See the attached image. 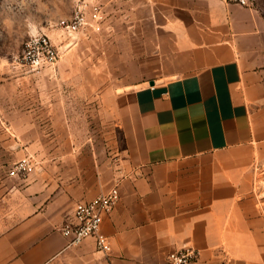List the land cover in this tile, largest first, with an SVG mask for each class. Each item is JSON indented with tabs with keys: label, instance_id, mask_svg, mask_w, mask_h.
I'll list each match as a JSON object with an SVG mask.
<instances>
[{
	"label": "crops",
	"instance_id": "crops-1",
	"mask_svg": "<svg viewBox=\"0 0 264 264\" xmlns=\"http://www.w3.org/2000/svg\"><path fill=\"white\" fill-rule=\"evenodd\" d=\"M87 1L126 8L143 45L135 65L147 78L114 98L125 168L54 131L49 70L0 72V264L75 250L61 227L117 181L102 225L109 264H167L184 247L200 252L191 264H264L263 16L234 0ZM27 154L36 173L10 177Z\"/></svg>",
	"mask_w": 264,
	"mask_h": 264
},
{
	"label": "rangeland",
	"instance_id": "rangeland-1",
	"mask_svg": "<svg viewBox=\"0 0 264 264\" xmlns=\"http://www.w3.org/2000/svg\"><path fill=\"white\" fill-rule=\"evenodd\" d=\"M78 2L0 0V72L13 73L9 70L14 68V59L22 54L30 36L49 35L61 50L57 71L50 73L53 82H42L49 86L44 93L60 114L54 131L68 136L74 148L91 149L105 161L111 160L122 172L126 156L114 98L118 91L147 78L137 74L135 65L138 48L143 45L133 33L136 29L129 27L127 9H112L111 4L103 6L100 32L85 28L64 34L58 23L72 15ZM254 8L264 18V0H256ZM7 126L0 122V130L9 133ZM81 245L51 264H109L106 255Z\"/></svg>",
	"mask_w": 264,
	"mask_h": 264
},
{
	"label": "built area",
	"instance_id": "built-area-1",
	"mask_svg": "<svg viewBox=\"0 0 264 264\" xmlns=\"http://www.w3.org/2000/svg\"><path fill=\"white\" fill-rule=\"evenodd\" d=\"M247 8H254L256 0H234ZM104 9L100 3L79 0L74 12L68 18L62 19L58 25L64 34L73 35L81 29L91 28L100 32L104 23ZM61 50L53 39L46 33H38L28 38L21 55L14 62L17 66L29 69L35 73L49 70L55 74ZM40 161L33 155L27 154L13 163L9 176L28 179L36 173ZM121 199L120 183L117 181L110 190L88 202L76 205L72 216L61 227L62 235L67 239V248L81 245L88 239H94L96 251L108 255L112 246L109 237L102 232V225L107 214L111 213ZM200 252L191 247H184L170 253L167 264H191L198 261Z\"/></svg>",
	"mask_w": 264,
	"mask_h": 264
},
{
	"label": "water",
	"instance_id": "water-1",
	"mask_svg": "<svg viewBox=\"0 0 264 264\" xmlns=\"http://www.w3.org/2000/svg\"><path fill=\"white\" fill-rule=\"evenodd\" d=\"M151 85H154V81L151 82Z\"/></svg>",
	"mask_w": 264,
	"mask_h": 264
}]
</instances>
